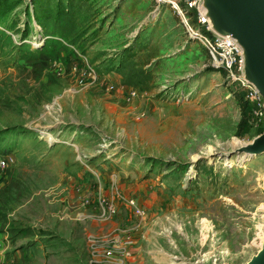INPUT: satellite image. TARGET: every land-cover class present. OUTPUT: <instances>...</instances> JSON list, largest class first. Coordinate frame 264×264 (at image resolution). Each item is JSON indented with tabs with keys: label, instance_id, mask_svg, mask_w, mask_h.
I'll list each match as a JSON object with an SVG mask.
<instances>
[{
	"label": "rangeland",
	"instance_id": "obj_1",
	"mask_svg": "<svg viewBox=\"0 0 264 264\" xmlns=\"http://www.w3.org/2000/svg\"><path fill=\"white\" fill-rule=\"evenodd\" d=\"M85 59L114 91L79 83ZM239 94L156 0H0L6 264L250 263L264 250V151L242 149L264 100L238 137Z\"/></svg>",
	"mask_w": 264,
	"mask_h": 264
},
{
	"label": "built area",
	"instance_id": "obj_2",
	"mask_svg": "<svg viewBox=\"0 0 264 264\" xmlns=\"http://www.w3.org/2000/svg\"><path fill=\"white\" fill-rule=\"evenodd\" d=\"M156 2L159 6L166 4L173 10L187 28L190 37L202 42L209 53L212 64L227 72L231 80L238 83L245 90V99L255 100L256 109L253 112L255 120L252 122L257 125L261 120L262 111L257 91L243 78L241 49L230 37L213 32L210 21L206 17V11L201 7L202 0H156ZM82 59L84 61V58ZM84 63L87 64L86 59ZM71 71L74 75L79 76L78 81L80 84L89 82L91 85L103 87L107 92L115 90L113 84L101 82L98 74L88 64L86 70L80 74L76 65L71 68ZM134 96L135 93L133 92L125 94L127 100ZM8 164L7 158L0 157V173L8 167ZM117 197L119 196L117 195ZM126 203L135 209L136 214H141L140 209L135 206L132 200H126ZM99 211L103 217H111L116 213L115 206L105 201L99 202ZM2 242L0 239V250L2 249Z\"/></svg>",
	"mask_w": 264,
	"mask_h": 264
},
{
	"label": "water",
	"instance_id": "obj_3",
	"mask_svg": "<svg viewBox=\"0 0 264 264\" xmlns=\"http://www.w3.org/2000/svg\"><path fill=\"white\" fill-rule=\"evenodd\" d=\"M201 7L206 11L213 32L230 37L239 46L243 78L264 100V0H202ZM258 137L257 146L242 151L249 154L263 152L264 132ZM249 264H264V250Z\"/></svg>",
	"mask_w": 264,
	"mask_h": 264
},
{
	"label": "trees",
	"instance_id": "obj_4",
	"mask_svg": "<svg viewBox=\"0 0 264 264\" xmlns=\"http://www.w3.org/2000/svg\"><path fill=\"white\" fill-rule=\"evenodd\" d=\"M241 104H242V121L238 126L237 136L243 137L250 131V123L255 120L253 112L256 109L255 104L250 105L248 100L245 99L244 95L239 94ZM264 132V128H258L256 133L257 135H260Z\"/></svg>",
	"mask_w": 264,
	"mask_h": 264
},
{
	"label": "crops",
	"instance_id": "obj_5",
	"mask_svg": "<svg viewBox=\"0 0 264 264\" xmlns=\"http://www.w3.org/2000/svg\"><path fill=\"white\" fill-rule=\"evenodd\" d=\"M7 251H9V243L2 242V249L0 250V264H6L7 263V261H8L6 258ZM11 261H12V259H9V262H11Z\"/></svg>",
	"mask_w": 264,
	"mask_h": 264
},
{
	"label": "bare ground",
	"instance_id": "obj_6",
	"mask_svg": "<svg viewBox=\"0 0 264 264\" xmlns=\"http://www.w3.org/2000/svg\"><path fill=\"white\" fill-rule=\"evenodd\" d=\"M256 146H257V144H256ZM249 264V263H248Z\"/></svg>",
	"mask_w": 264,
	"mask_h": 264
}]
</instances>
